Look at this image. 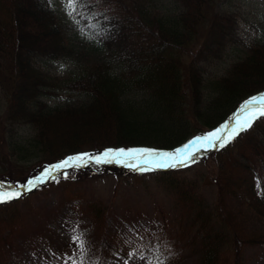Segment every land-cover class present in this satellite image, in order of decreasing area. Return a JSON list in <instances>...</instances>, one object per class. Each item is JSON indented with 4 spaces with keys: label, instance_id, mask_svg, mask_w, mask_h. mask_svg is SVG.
<instances>
[{
    "label": "trees",
    "instance_id": "16d2710c",
    "mask_svg": "<svg viewBox=\"0 0 264 264\" xmlns=\"http://www.w3.org/2000/svg\"><path fill=\"white\" fill-rule=\"evenodd\" d=\"M231 3L81 0L69 22L54 0H0V92L6 104L0 116V182L24 185L45 167L81 153L173 149L226 122L234 124L240 106L264 90V42L240 39L241 16ZM231 49L240 53L219 74L216 65ZM59 61L68 67L53 73L48 64ZM63 91L79 99L69 96L52 106L46 102ZM200 164L232 247L227 252L205 244L199 261L244 264L245 247L264 246V117L226 146L198 152L187 166L141 172L123 164L89 162L61 171L72 182L94 173L166 175L159 182L169 184L168 195L180 205L190 202V213L200 219L210 215L192 200L197 185L180 180ZM11 168L19 174L11 176ZM67 181L53 172L25 196L0 203V264L23 213H32L28 199ZM93 204L90 218L101 232L95 264H105L113 237L105 233L107 211ZM23 206H28L24 212ZM160 212L158 233L139 234L134 245L151 264H173L180 251L175 237L165 238L170 222Z\"/></svg>",
    "mask_w": 264,
    "mask_h": 264
},
{
    "label": "rangeland",
    "instance_id": "374dc122",
    "mask_svg": "<svg viewBox=\"0 0 264 264\" xmlns=\"http://www.w3.org/2000/svg\"><path fill=\"white\" fill-rule=\"evenodd\" d=\"M54 1L60 13L71 22L76 12L72 16L68 14L65 7L66 0ZM163 1L167 4L170 2V0ZM232 2L234 6L231 3V8L236 9L241 16L240 39L244 42H264V0H232ZM239 53V50L231 49L216 65L218 73H223ZM48 67L53 73H61L68 65L59 61L52 65L48 64ZM60 94L59 97L48 98L46 102L52 106L60 104L59 100H70L69 96H72V101L79 99L76 93L67 94L63 91ZM4 102L0 92V116L4 114L6 108ZM188 141L190 140L185 142ZM193 147L195 146H192V149ZM202 165L185 172L180 176V180L186 181V184L191 181L197 185L198 196L192 200L200 205L201 211L208 212L210 217L195 219L190 213L192 205L187 199H183L184 202H188L184 205L176 203L173 197L168 195L169 184L165 180L159 182L162 180L159 179L160 177L166 176L163 174L150 173L139 178L94 173L92 176L81 175L75 182H72L70 177H66L68 185L67 182H63L61 187L41 191L28 199L26 204L32 213L25 215L23 213L12 233L10 240L12 248L4 253L2 262L3 264H95L97 239L101 232L97 230L98 221L90 218L89 204L93 203V206L107 211L105 233L113 237V247L106 257L105 264H151L147 256L136 249L134 242L139 234L158 233L162 226L161 210L166 213L167 221L170 222L169 236L166 233L165 238L175 237L174 244L180 251L173 256V264H201L199 255L202 254L200 251L205 244L217 250L220 247L230 252L232 247L230 232L215 215L214 190L205 185L208 183L203 184L206 169ZM10 171L11 176L19 174L17 169L11 168ZM8 181L5 188L10 187L12 190L18 187L9 179ZM24 192L25 190L22 196H25ZM28 206L22 207L23 212ZM34 206L36 209L33 208ZM19 209L21 211L20 207ZM76 235H80L81 239L74 240L73 237ZM163 239L157 241L166 244ZM81 242L83 248L80 247ZM168 246L171 248L173 245ZM242 257L244 264H264V246L245 247Z\"/></svg>",
    "mask_w": 264,
    "mask_h": 264
},
{
    "label": "snow or ice",
    "instance_id": "6c2138e0",
    "mask_svg": "<svg viewBox=\"0 0 264 264\" xmlns=\"http://www.w3.org/2000/svg\"><path fill=\"white\" fill-rule=\"evenodd\" d=\"M80 4L81 0H66L65 7L68 14L72 16ZM240 115L244 116L243 120L240 119ZM234 116L236 117V122L232 126L226 122L214 131L203 136H197L194 140L188 141V143L173 151L165 152L152 148H108L97 154L81 153L71 155L59 163L45 167L39 175L29 179L26 184L20 185L19 187L25 191H29L31 188L38 187L40 183L51 179L53 172L67 177V172H62L61 170L69 167H84L89 162H94L97 165L111 163L123 164L124 166L141 172L187 166L190 162H195L196 154L201 148H222L231 142L232 139H235L241 132L251 127L253 121L264 117V93L252 96L245 101L240 106L238 114H234ZM196 145L198 147L193 151L192 146ZM0 189H2L0 190V203L9 202L22 195L15 188L9 191L2 182H0ZM73 239L80 240L81 236L76 235ZM80 247L83 248L82 242ZM160 264H163V262L161 261Z\"/></svg>",
    "mask_w": 264,
    "mask_h": 264
}]
</instances>
